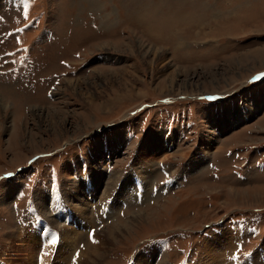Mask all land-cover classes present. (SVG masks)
Instances as JSON below:
<instances>
[{
	"label": "rangeland",
	"instance_id": "1",
	"mask_svg": "<svg viewBox=\"0 0 264 264\" xmlns=\"http://www.w3.org/2000/svg\"><path fill=\"white\" fill-rule=\"evenodd\" d=\"M142 1L150 6L0 0V264H37L39 247L27 249L25 238L43 228L42 220L38 232L30 225L35 207L37 217L55 218L58 196L73 221H55L80 229L67 207V195H77L69 185L79 181L92 186L81 190L88 206L110 197L114 210L94 223L99 246L85 235L84 245L46 264H211L215 239L231 243L220 264H264V0H177L175 12L173 0L163 10L150 0L155 11L146 14ZM169 14L177 29L168 30ZM148 137L171 141L160 161L144 157ZM196 158L204 165L189 171ZM144 167L158 173L148 198L139 187L149 180ZM111 176L139 188L142 202L128 207L118 202L131 193L108 196ZM41 197L49 198L43 211ZM181 233L178 243L165 239ZM161 240L167 252L155 246ZM89 247L102 259L88 258Z\"/></svg>",
	"mask_w": 264,
	"mask_h": 264
},
{
	"label": "bare ground",
	"instance_id": "2",
	"mask_svg": "<svg viewBox=\"0 0 264 264\" xmlns=\"http://www.w3.org/2000/svg\"><path fill=\"white\" fill-rule=\"evenodd\" d=\"M167 1L168 2H170L169 0H161V2H159L156 6L157 7H159L160 9H162L163 10V7H165L164 6V3H166V5H167ZM183 2L182 1H177V0H173V2H172V4H171V7L173 8V12H175L176 10H178L177 8H178V6L180 7L181 5H183L182 4ZM140 4L142 5V2H140ZM150 4V6L149 7H146L144 4V6H145V8H144V6L142 5L141 6V10H142V12H143V14H146L147 12L149 13V11H148V9L150 10V11H155V9H153V8H155V7H152L151 6V4H153L152 2H150L149 3ZM186 5V4H185ZM205 8V7H204ZM184 9V8H183ZM181 12V11H180ZM179 12V13H180ZM156 13V12H155ZM178 13V14H179ZM162 13L160 12V14H156V15H158V16H160ZM171 14H173V13H171ZM171 14H169V16H166L167 17V20L165 21V22H167V26H168V30H170V26H172L173 24L176 26V29H177V24H178V20L176 21V20H173L172 19V15ZM175 14V13H174ZM176 16V15H175ZM179 18V17H178ZM178 18H175V19H178ZM153 19H155V17L154 16H150V18H148V20H145V21H140L139 23H145V22H151ZM198 20V19H197ZM163 24V23H162ZM161 24V25H162ZM180 25V24H179ZM175 29V30H176ZM68 83L69 84H71V83H73L72 81H70V80H68ZM4 108H5V106H4ZM153 139V138H152ZM151 139V137H148V139H147V142H146V144H143V146H142V148H141V151L143 152V154H144V157H146V158H148V159H150L151 161H153V160H158V161H160L159 159H161V158H159V156H161V155H159V156H157V154L160 152V151H163V149H165V147H167V145H168V139L166 140V142L165 141H163L164 140V138H162L163 140H156V139H153L152 140ZM169 142H171V141H169ZM120 144V143H119ZM166 156H165V159L166 158H168V160H169V156L167 155V154H165ZM154 162V161H153ZM148 163V162H147ZM156 164V163H155ZM204 165V162H202L201 163V161L200 160H198L197 158L195 159V161L193 162V163H190V166H189V171H194V170H198V169H200L202 166ZM152 167V166H151ZM136 168V167H135ZM69 168H68V165H64V167H63V171L65 172V173H68V170ZM144 169H145V173H149L148 174V177H149V180H147V178H146V176H145V178L146 179H144L143 181L144 182H142L141 183V186L139 185V187H141V189H140V191H142L143 190V188L146 190L145 192L147 193V194H145L146 195V198H148L147 196L149 195V196H151L150 195V193L152 194V184H153V181H156V178H157V172L156 171H153V168H152V170H148L147 169V167H144ZM99 170V169H98ZM159 169H157V171H158ZM168 170H170V169H168ZM141 171V170H140ZM157 173V174H156ZM104 173L103 172H99V173H95L94 174V177H95V181H96V186L98 185L99 186V182H100V179H101V177H102V175H103ZM142 176V175H141ZM112 178H114V177H112L111 176V178H110V181H109V183H111L110 185H109V189H110V191H109V193L108 194H110V195H108V196H112L114 193H122L121 194V196L122 195H124V193H131L130 194V197L127 199V200H125L124 199V201H122V202H124V203H130V201L132 200H134V198H135V192H134V190L136 191V192H138L139 191V188L137 189V188H132V186L131 185H129V187L128 188H126L125 186H124V184H122V185H120V186H118L119 185V182H118V180H112ZM118 179V178H117ZM112 180V181H111ZM70 181V180H69ZM71 182V181H70ZM148 182L150 183V185L148 184ZM105 184V183H104ZM70 188L74 191V194H77V195H73V193L72 194H70V195H67V200H68V202L69 203H67V207H69V209H70V211H72V212H74L75 214H78V215H80L79 217L82 219H80L81 221H77V220H74L75 221V223H77L79 226H80V229L79 230H82V226H84L82 223L83 222H86V224L87 225H85L84 226V228H85V234H83V231L81 232V231H76V230H72V229H68V227L66 226V224H64L63 226H61L60 224H58V221H55V218H59V217H62L64 214L65 215H71L68 211H67V208L66 207H64L63 206V209H61L60 207H61V201H60V198H61V196H58V198H57V202H56V204L58 205V207L56 208L57 210L56 211H54L55 212V218H53L54 216L52 215V212L51 213H45V217L46 218H49L50 216L49 215H51V219H48L47 221L50 223V226L52 227V228H54V229H58L59 231H60V235H62L61 236V238H60V241H62L63 242V247L61 248L60 247V245L58 246V248H57V253H56V255H59V256H61V255H64V253H65V251H66V249L68 250V249H71L72 251H73V248H74V251L75 250H77L78 248H79V245H80V243H82V241H83V239L85 238V235H86V237H87V239H88V234H89V227H91V228H94V223L96 222V220L95 219H93V220H91V217H89V210H88V208H89V206L90 207H92L91 205L92 204H89V206H88V204L85 202V200L83 199V197L84 198H86L85 196H83V192L81 191L83 188H87V187H89V186H87V183L85 182L84 183V181L82 182V181H79V183H70ZM83 186H85V187H83ZM148 186H150V191H148ZM125 187V188H124ZM68 189V188H67ZM106 189V188H105ZM15 190H16V187H10L7 191L8 192H5V195H4V198L6 199V200H8V199H10L11 197H12V195H13V193L15 192ZM17 191V190H16ZM69 192H70V190H69ZM114 192V193H113ZM107 196V197H108ZM120 196V198L119 199H121V200H123V197H121ZM137 196V195H136ZM88 197V196H87ZM113 197V196H112ZM111 197V198H112ZM152 197V196H151ZM53 198H55L56 199V197H53ZM110 198V197H109ZM49 198H44V197H41L39 200H38V206H39V208L41 209V211H43V209H45V206H44V204H45V202H46V200H48ZM112 200V199H111ZM110 200V201H111ZM131 201V202H132ZM122 202H118V204L120 205ZM116 204V203H115ZM58 208H60V209H58ZM46 209H48V208H46ZM91 209V208H90ZM113 209V208H112ZM114 210V209H113ZM42 213H44V212H42ZM92 214V213H91ZM90 214V215H91ZM141 214V213H140ZM74 215V214H73ZM94 215V214H93ZM75 216V215H74ZM142 216V215H141ZM69 217H71V216H69ZM76 217V216H75ZM137 217H139V215L137 214L136 215V217H135V219H137ZM94 218H95V216H94ZM74 219H76V218H74ZM79 219V218H78ZM45 221V220H44ZM97 224V223H96ZM65 226V227H64ZM32 227V226H31ZM67 227V228H66ZM33 229V228H32ZM128 229V227L126 226V225H122L120 228H118V230L119 231H121V232H123V231H125V230H127ZM37 232L39 231V229H35ZM72 230V231H71ZM88 230V231H87ZM129 230V229H128ZM87 231V232H86ZM130 231V230H129ZM114 233H116L115 231L114 232H112L111 234H110V236L109 237H107L106 239H108V240H113L114 239V235H112V234H114ZM228 234H230V235H232V233L229 231V233ZM23 235V234H22ZM25 235H26V233H25ZM97 235V234H96ZM99 235V234H98ZM236 235H237V233H236ZM36 236H37V239H36V237H35V235H33V236H31V235H29V236H27L26 238H25V244H26V246H27V249H29V247H34V246H36L37 245V248L39 247V252L41 251V247H42V244H43V242H41V231H40V233H39V236L36 234ZM236 237V236H235ZM215 237H213V239H214ZM22 239V238H21ZM86 239V240H87ZM97 239H99V236H97ZM105 240V239H104ZM228 241V242H227ZM47 243V245L45 244V248L42 250L45 254H49V253H51V252H53V249H54V244H53V242H51V238L49 239V241H47L46 242ZM88 243V242H87ZM107 243V242H106ZM91 244V243H90ZM105 244V243H104ZM214 246L212 247L214 250H211V249H207V252H206V254L208 255V258H210V257H212V259H211V264H220L219 262H221L220 260L222 259V257H219L218 255L219 254H221L222 253V256H223V252L221 251L222 250V246H224V247H226V250L227 249H229V247H231V243L229 242V240H226V239H224V240H221V242H217V240L215 239L214 240ZM222 244H224V245H222ZM93 245V244H92ZM98 245V244H97ZM97 245H93V247L95 246V247H97ZM21 246V245H20ZM25 246V247H26ZM90 246V245H89ZM99 246V245H98ZM64 247L66 248V249H64ZM93 247H89L87 250V257L88 258H91V257H95V255H96V253L94 252L93 253V250L91 251L90 250V248H92L93 249ZM210 247V248H211ZM87 248V247H86ZM103 249V248H102ZM65 250V251H64ZM31 251V250H30ZM105 251V250H104ZM42 252V253H43ZM86 252V251H85ZM67 253H69V252H67ZM211 253H212V255H211ZM25 254V253H24ZM74 254V253H73ZM83 254V253H82ZM81 254V255H82ZM81 255H80V258L79 259H81L82 257H81ZM35 256H37V255H35ZM83 256V255H82ZM154 256H159V252H158V250H156L155 251V253H154ZM51 257V255L50 256H46L45 257V259L44 260H48L49 258ZM86 257V256H85ZM102 257L103 256H100V255H98L97 254V256L95 257V259H97V258H99V260L100 259H102ZM35 258V257H34ZM44 258V257H43ZM60 258V257H59ZM58 258V259H59ZM64 258V257H63ZM143 258H145V257H143ZM143 258H141V260H139V262L140 263H143V262H145V260L143 259ZM161 258V259H160ZM159 259H160V262H161V260H163L162 258L163 257H160ZM62 259V258H61ZM86 259V258H85ZM94 259V260H95ZM165 259V258H164ZM55 260H56V258H55ZM223 260V259H222ZM84 261V260H83ZM90 261V260H89ZM135 261V260H134ZM48 262H49V260H48ZM59 262V261H58ZM62 262H63V260H62ZM84 262H86V261H84ZM98 262V261H97ZM159 262V263H160ZM58 264V263H57ZM88 264V263H87ZM90 264H95V261H92ZM207 264H210L209 262L207 263Z\"/></svg>",
	"mask_w": 264,
	"mask_h": 264
},
{
	"label": "crops",
	"instance_id": "3",
	"mask_svg": "<svg viewBox=\"0 0 264 264\" xmlns=\"http://www.w3.org/2000/svg\"><path fill=\"white\" fill-rule=\"evenodd\" d=\"M185 1V0H184ZM148 2H151L150 0H148ZM145 2L144 1H142V5L144 4Z\"/></svg>",
	"mask_w": 264,
	"mask_h": 264
}]
</instances>
